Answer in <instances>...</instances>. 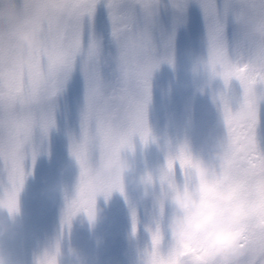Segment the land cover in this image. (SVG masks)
Segmentation results:
<instances>
[{
    "label": "snow or ice",
    "instance_id": "obj_1",
    "mask_svg": "<svg viewBox=\"0 0 264 264\" xmlns=\"http://www.w3.org/2000/svg\"><path fill=\"white\" fill-rule=\"evenodd\" d=\"M192 3L202 15L206 47L196 70L223 83L213 97L228 155L218 183L264 199V152L247 147L264 102V0H0V207L18 203L32 174L29 163L34 167L49 151L62 101L70 112L69 92L79 115V134L68 133L79 169L75 193L65 196L60 235L34 264H56L77 212L119 188L118 175L100 170L102 159L136 139L149 144L152 76L161 64L174 66L176 30ZM28 29L43 41L32 51L17 40ZM164 151L165 164L143 176L144 196L153 197L150 221L142 224L130 206L132 237L141 227L147 234L138 264H215L202 243L181 248L168 233L166 192L191 183L192 176L187 157L171 144ZM239 227L246 248L241 264H264V216L246 218Z\"/></svg>",
    "mask_w": 264,
    "mask_h": 264
},
{
    "label": "clouds",
    "instance_id": "obj_2",
    "mask_svg": "<svg viewBox=\"0 0 264 264\" xmlns=\"http://www.w3.org/2000/svg\"><path fill=\"white\" fill-rule=\"evenodd\" d=\"M17 40L25 51H32L43 43L35 29L20 31ZM159 139L151 133L149 143L158 144ZM173 147L188 158L192 182L182 186L173 185L166 192L167 206L171 209L167 218L168 233L181 248L202 243L215 264H241L246 248L243 230L239 225L246 218L264 216V199L247 198L239 188L220 186L218 179L226 175L228 160L223 138L209 146L206 158L193 154L189 137ZM247 147L250 150L258 148L256 134L248 139ZM125 152L134 153L135 145L122 150L115 157L103 158L99 167L105 174L115 173L120 177L119 188L113 193L118 192L130 201L129 188L142 189L145 194L143 176L148 172L137 176L135 164L124 155ZM100 196L103 195H98L91 205L82 208L73 217V222L78 221L80 227H86L89 232H94L104 218V209L97 203ZM20 215L19 201L11 210L7 205L0 207V240L17 234ZM62 255L60 250L56 264H59ZM67 255L73 264H88V257L74 246L68 248ZM0 264H11L10 256L3 250H0Z\"/></svg>",
    "mask_w": 264,
    "mask_h": 264
},
{
    "label": "trees",
    "instance_id": "obj_3",
    "mask_svg": "<svg viewBox=\"0 0 264 264\" xmlns=\"http://www.w3.org/2000/svg\"><path fill=\"white\" fill-rule=\"evenodd\" d=\"M199 14V20L196 24V21L194 18H191L189 14H187V19L184 25L180 26L176 30V36H175V42H174V50H177L178 47L180 48L182 43L185 41L184 39H187V42L192 46H196L198 48H205L204 47V32H203V19L201 12H198ZM164 23L170 24L171 19L170 16L166 17L164 19ZM189 36L192 38L190 39ZM194 49V48H193ZM196 50V49H194ZM203 86L205 87V96L198 97L196 100V104L198 107L202 108V113L200 115V118L203 122L209 121L210 118H214V113L216 112L214 107L215 104L212 96L216 95L219 91L223 90V83L219 80L209 82V80H205L203 82ZM212 87V88H211ZM233 87L238 88V85L233 82ZM171 91L174 93L175 97L172 99V105L173 107H182V105H178V101L181 96L178 95L179 92H176L174 89H167L166 93ZM163 92L159 88H157L156 83L151 80V102L148 106V116L152 121H154L160 114L161 111V104L164 100ZM165 93V92H164ZM184 100L188 101V98L184 97ZM68 102L70 105V111L73 112V108L77 109V106L75 102L72 99V93L69 92L68 94ZM82 105V100L80 101ZM260 111L264 113V102L260 104ZM70 116V117H69ZM207 116V117H206ZM57 126L64 125L71 119H74L76 122L79 120L78 112L75 114L74 117L71 116V114L68 112H65L64 103L61 102V109L57 113ZM70 119V120H68ZM202 122L199 123L201 125ZM203 126L198 127V132L200 131V128ZM58 137V131L55 130V132H52L50 134V151L48 153L44 154L42 153L37 160L46 162V160L49 161V157H52L53 154L55 156L56 153H58L60 156H64L63 149H61L60 144L57 141ZM200 138V135H199ZM150 146L156 145L149 143ZM142 170L146 171V168L141 167ZM28 188L25 187L23 191L20 194L19 203H20V209L23 206V203L26 202V205H28V212L26 215L23 216V214L20 215L19 218V226L18 229H20L23 225V222L26 221L29 223L32 227V236L35 237L36 243L31 245L28 255L33 258L31 261V264H34L35 258L40 255L45 249L49 248L53 242L56 240L57 236L61 233V214L62 211L57 214L55 211L54 213H49V205H46L47 202H49V193L46 191L45 187H38L36 189L35 193L28 194ZM132 190L129 188L128 192ZM34 192V190H33ZM136 193V190H133L130 195L133 197ZM64 206H62L63 210ZM110 209H112L110 207ZM109 217V212L104 214L103 221L100 223L101 226L97 227V229L94 232H89L87 228L84 229L75 228L74 226L71 227L70 233H65L62 240H61V252L62 257L59 260V264H73V261L70 257L67 255V250L70 246H74L81 250L87 257H88V264H105L101 258L98 256V248L97 244L99 240L101 239V243L105 244L107 242V236L106 235V220ZM17 229V230H18ZM82 230V232L79 234L78 231ZM84 230V231H83ZM95 239L91 246L87 247L85 245V240L87 239ZM14 237H6L2 240H0V250H3L10 256L11 264H15L13 261V254H14ZM83 239V240H82ZM114 245L117 248V254H115L111 259L113 263H106V264H122L121 262L126 259H119L118 253L120 252L121 248L118 246V242H115ZM137 251L135 247H132L129 252V257L134 254Z\"/></svg>",
    "mask_w": 264,
    "mask_h": 264
},
{
    "label": "rangeland",
    "instance_id": "obj_4",
    "mask_svg": "<svg viewBox=\"0 0 264 264\" xmlns=\"http://www.w3.org/2000/svg\"><path fill=\"white\" fill-rule=\"evenodd\" d=\"M191 8L194 10L193 15L190 13ZM196 11H199V7L192 3L189 6L188 12L196 18ZM206 59V47L198 50H194L192 47H186L184 44L181 45V47L174 51V66H169L167 63L161 64L160 68L153 73L152 79L157 81L158 87H172L175 89H179V93H189L190 96L195 95L196 98L205 96V87L203 86V82L205 80H209L206 73L203 71H197V65L198 62L201 60ZM201 97V98H202ZM214 96H212L213 98ZM164 107H170L169 102L164 103ZM216 109L220 112V109L217 105ZM195 112L191 111V114H196V119L198 120L200 118V115L202 113V108L196 107L194 109ZM70 117V116H69ZM161 118L164 119L163 114L161 115ZM172 121V122H171ZM166 122V121H165ZM259 122H262L259 120ZM168 125L166 128H162V126H159L157 129V132H159V135H156V137H159L160 139H163V147L161 148L160 145H156L154 149L151 151H148V158L146 159L145 164L149 163L151 161V165L147 168L148 172H152L159 167L163 166L165 164V157L166 153L164 151V148L167 144H171L174 146L179 141H181L182 137H189L192 141L193 149H195V139H198L196 136V133L199 135L202 132H197V128L200 126L199 123H190L186 126L184 131H186V134L178 130L176 118L175 120L172 119L167 122ZM264 123V122H262ZM161 130V131H160ZM182 130V129H181ZM72 132L76 135L79 133L74 128H65L61 132L64 137L68 138V133ZM210 132V130H208ZM264 129L263 126L257 125L256 128V136L257 141L260 142L259 139L263 137ZM220 135H216V139H220ZM62 141V139H61ZM138 144L135 145V151L138 149ZM194 153V151H193ZM127 156L130 160L133 161L136 160L134 158V153L132 154H124ZM75 162H63L61 164H57L54 167L49 166V161L46 160V162L38 161L36 159L34 167L31 166L29 163L28 167L31 170V175L28 176L25 182V187H31V190L35 193L36 189L38 187H45L46 191L52 195H54V198L58 196V193L61 191L62 187L68 186V184L64 181V179H61L57 176V168L59 170H69L70 171V177H73L75 175H79V169H73L75 166ZM137 167V164L135 165ZM141 176V174H140ZM67 189V188H66ZM121 195L117 193H113L110 198L121 199ZM110 199L109 201L105 200L104 198L98 197L97 203L99 207H102L105 210L109 209L110 207H113V213L111 218H108L106 220L107 225L114 224V219H118V222L116 223L118 225L117 231H112L110 228L107 232L108 235H119V234H127L128 236L132 237L131 234V211L130 206L122 197L121 200H119L117 203ZM136 208L137 214L139 219L142 221V224H146L150 221L152 215H153V197L151 194L147 196L143 200V203L137 204L136 206H132ZM134 240V245H138L140 243H144L147 240V234L143 231V227L140 228L138 231V234L136 237H132ZM35 238L31 237V235H28L25 233V235L22 236V243L27 249L30 244L35 243ZM29 256L27 255V252L21 253L18 252V255H14V263L15 264H31L29 263ZM33 259V258H32ZM30 259V260H32Z\"/></svg>",
    "mask_w": 264,
    "mask_h": 264
},
{
    "label": "flooded vegetation",
    "instance_id": "obj_5",
    "mask_svg": "<svg viewBox=\"0 0 264 264\" xmlns=\"http://www.w3.org/2000/svg\"><path fill=\"white\" fill-rule=\"evenodd\" d=\"M259 147V146H258Z\"/></svg>",
    "mask_w": 264,
    "mask_h": 264
}]
</instances>
